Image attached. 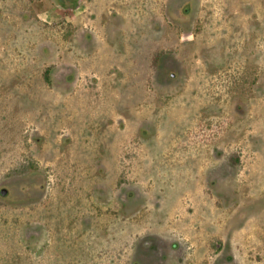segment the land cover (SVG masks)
<instances>
[{
	"label": "rangeland",
	"instance_id": "374dc122",
	"mask_svg": "<svg viewBox=\"0 0 264 264\" xmlns=\"http://www.w3.org/2000/svg\"><path fill=\"white\" fill-rule=\"evenodd\" d=\"M58 1L0 0V264H264V0Z\"/></svg>",
	"mask_w": 264,
	"mask_h": 264
},
{
	"label": "trees",
	"instance_id": "16d2710c",
	"mask_svg": "<svg viewBox=\"0 0 264 264\" xmlns=\"http://www.w3.org/2000/svg\"><path fill=\"white\" fill-rule=\"evenodd\" d=\"M28 1V0H27ZM75 3H76V0L74 2H72V4H66L64 3L62 0H59L58 1V4L63 7V8H74L75 7ZM0 194L1 195H5V189H1L0 190Z\"/></svg>",
	"mask_w": 264,
	"mask_h": 264
}]
</instances>
